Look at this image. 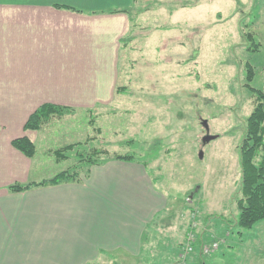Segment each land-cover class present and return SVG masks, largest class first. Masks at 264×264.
Returning a JSON list of instances; mask_svg holds the SVG:
<instances>
[{
	"label": "rangeland",
	"instance_id": "rangeland-1",
	"mask_svg": "<svg viewBox=\"0 0 264 264\" xmlns=\"http://www.w3.org/2000/svg\"><path fill=\"white\" fill-rule=\"evenodd\" d=\"M115 13L131 20L126 32L130 35L122 44L125 51L115 57L94 52L90 61L82 58L79 63L72 55L59 59L63 67L82 72H71L68 83L64 77L59 93L68 91L65 85L72 80H88V95L98 99L107 93V100L92 106L55 105L63 114L32 130H42L48 138L43 140L48 144L38 145L35 165H44L47 175L78 171L81 181L86 160L131 156L147 163L159 187L177 199L170 207L184 211L190 204L195 210L190 217H197L208 242L222 243L199 264H249L240 257L246 245L253 259L262 254L264 220L239 236L236 218L242 198L240 148L255 107V98L245 88L246 65L255 72L252 86L264 91V0H136ZM249 34L259 44L255 52L248 51ZM134 38L135 48H130ZM0 111L5 112L0 133L21 137V111ZM202 121L215 138L206 145ZM47 146L50 156H45ZM60 150L65 156L56 164L54 153ZM178 215L170 213L168 219L180 220ZM187 217L181 219L183 224ZM234 238L238 245L230 246Z\"/></svg>",
	"mask_w": 264,
	"mask_h": 264
},
{
	"label": "crops",
	"instance_id": "crops-1",
	"mask_svg": "<svg viewBox=\"0 0 264 264\" xmlns=\"http://www.w3.org/2000/svg\"><path fill=\"white\" fill-rule=\"evenodd\" d=\"M135 4L136 0H0V107H17L25 125L30 114L44 105L105 103L107 93L98 99L88 95V80L81 84L72 80L65 85L68 91L59 93L64 77L80 71L63 67L59 59L72 55L79 63L82 58L90 61L94 52L115 57L125 51L122 44L130 35L126 32L131 20L115 12ZM135 41L130 48H135ZM3 115L0 111V118ZM45 134L23 127L21 137L36 146V155L28 158L13 147L16 138L0 133V264L204 261L199 252L181 259L189 213L195 210L190 204L184 211L171 208L169 204L177 199L169 196V189L159 187L147 163L109 160L90 167L78 182L10 192L11 185L39 184L58 175H47L44 165H35L39 143L48 144L43 141L48 139ZM47 148L45 156L52 153ZM170 213H181L180 220H169ZM187 216L183 224L181 219ZM237 242L234 238L230 246ZM245 249L240 258L264 264V249L255 259L251 247Z\"/></svg>",
	"mask_w": 264,
	"mask_h": 264
},
{
	"label": "trees",
	"instance_id": "trees-1",
	"mask_svg": "<svg viewBox=\"0 0 264 264\" xmlns=\"http://www.w3.org/2000/svg\"><path fill=\"white\" fill-rule=\"evenodd\" d=\"M249 41V52L257 51L259 44L254 42L253 35H247ZM245 88L250 91L255 98V107L246 122V134L240 148L241 156V195L242 198L237 201L238 216L236 218V228L239 229V235L253 228L264 220V91L258 90L252 86L255 78V72L251 65L245 66ZM63 109L55 105L41 106L34 112L25 124V130H39L53 115H62ZM13 147L23 153L28 158H33L36 154V147L27 138L21 137L12 142ZM70 147L66 148L67 150ZM64 151H56L54 156L56 160H61L60 156H65ZM131 156H115L106 160L90 162L86 160L85 165L88 169L85 171L87 176L88 170L94 165L103 164L109 160L133 161ZM78 171H66L49 181L39 184H15L11 185L8 190L12 193L24 192L33 188L42 186H54L63 182H78ZM203 235V234H202ZM197 241L195 250L201 253L203 244L208 243L205 235ZM210 242V241H209Z\"/></svg>",
	"mask_w": 264,
	"mask_h": 264
},
{
	"label": "built area",
	"instance_id": "built-area-1",
	"mask_svg": "<svg viewBox=\"0 0 264 264\" xmlns=\"http://www.w3.org/2000/svg\"><path fill=\"white\" fill-rule=\"evenodd\" d=\"M188 202H190V199H188ZM191 220L194 222L190 225L189 231L186 235V241L183 247V253L181 255L182 260H186L189 256H191L195 251V245L198 241V234L201 231V225L198 224L195 220L197 219L196 216H191ZM221 242L219 239H213L208 244H203L202 246V254L204 256H211L214 253H216L219 250V247L221 246Z\"/></svg>",
	"mask_w": 264,
	"mask_h": 264
},
{
	"label": "water",
	"instance_id": "water-1",
	"mask_svg": "<svg viewBox=\"0 0 264 264\" xmlns=\"http://www.w3.org/2000/svg\"><path fill=\"white\" fill-rule=\"evenodd\" d=\"M202 126L204 127L205 132H206V135L203 138V144L206 145V144L210 143L212 140H214L215 138L210 135V133H209V125H208V123L206 121H202ZM190 199H192V197Z\"/></svg>",
	"mask_w": 264,
	"mask_h": 264
}]
</instances>
